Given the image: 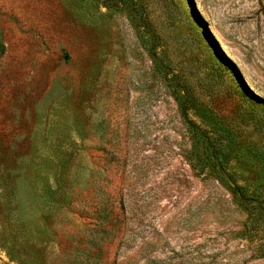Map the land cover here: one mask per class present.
Wrapping results in <instances>:
<instances>
[{
    "label": "rangeland",
    "instance_id": "rangeland-1",
    "mask_svg": "<svg viewBox=\"0 0 264 264\" xmlns=\"http://www.w3.org/2000/svg\"><path fill=\"white\" fill-rule=\"evenodd\" d=\"M0 44V264H264V0H0Z\"/></svg>",
    "mask_w": 264,
    "mask_h": 264
},
{
    "label": "trees",
    "instance_id": "trees-1",
    "mask_svg": "<svg viewBox=\"0 0 264 264\" xmlns=\"http://www.w3.org/2000/svg\"><path fill=\"white\" fill-rule=\"evenodd\" d=\"M0 47H2L1 44H0ZM112 220H113V211H111L110 209H106V210L104 209V226L108 227ZM109 236H110V233H108V231L105 230L104 228V242L109 240L108 239L110 238Z\"/></svg>",
    "mask_w": 264,
    "mask_h": 264
}]
</instances>
